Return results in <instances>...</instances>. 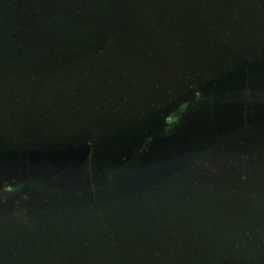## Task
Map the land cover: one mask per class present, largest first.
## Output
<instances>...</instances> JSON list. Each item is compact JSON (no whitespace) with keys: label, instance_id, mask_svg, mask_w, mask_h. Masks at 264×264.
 <instances>
[{"label":"rangeland","instance_id":"rangeland-1","mask_svg":"<svg viewBox=\"0 0 264 264\" xmlns=\"http://www.w3.org/2000/svg\"><path fill=\"white\" fill-rule=\"evenodd\" d=\"M168 1L1 56L0 264H264V0Z\"/></svg>","mask_w":264,"mask_h":264},{"label":"trees","instance_id":"trees-1","mask_svg":"<svg viewBox=\"0 0 264 264\" xmlns=\"http://www.w3.org/2000/svg\"><path fill=\"white\" fill-rule=\"evenodd\" d=\"M105 1L73 0L68 3L63 0H0V66L3 63L1 56L7 50L23 54L25 48H36L38 38H31L32 32L39 31L42 38L67 39L68 34L60 33L61 22L78 23L77 26L81 28L92 17L127 10L138 11L143 7L150 8L164 3L161 0H114L107 4ZM167 2L170 3L168 0ZM45 32L51 34L47 35Z\"/></svg>","mask_w":264,"mask_h":264},{"label":"water","instance_id":"water-1","mask_svg":"<svg viewBox=\"0 0 264 264\" xmlns=\"http://www.w3.org/2000/svg\"><path fill=\"white\" fill-rule=\"evenodd\" d=\"M213 134H214V132H212V133H210V132L209 133H205L204 138L206 140H209L208 138H211Z\"/></svg>","mask_w":264,"mask_h":264}]
</instances>
